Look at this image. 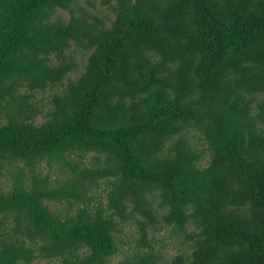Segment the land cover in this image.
I'll list each match as a JSON object with an SVG mask.
<instances>
[{"label": "trees", "instance_id": "1", "mask_svg": "<svg viewBox=\"0 0 264 264\" xmlns=\"http://www.w3.org/2000/svg\"><path fill=\"white\" fill-rule=\"evenodd\" d=\"M78 1L0 0V264H264V0Z\"/></svg>", "mask_w": 264, "mask_h": 264}, {"label": "rangeland", "instance_id": "2", "mask_svg": "<svg viewBox=\"0 0 264 264\" xmlns=\"http://www.w3.org/2000/svg\"><path fill=\"white\" fill-rule=\"evenodd\" d=\"M79 5L84 9H90L91 7H88L85 3V0H79ZM95 10L91 11L97 15H106L107 19H113V14L110 13L105 8H101L96 4ZM59 18H64L65 20L68 18L67 12L58 11L56 14ZM87 54L81 52L80 50H77L75 48H70L68 52L66 53L65 62H72L75 64V70L71 71L69 74V78H75L79 73L83 71L84 64L86 63ZM53 64L56 62L53 59ZM57 63V62H56ZM58 64V63H57ZM61 89V86L53 87L50 89L45 90L44 92H36L34 94V97L31 99V103L33 105H36L39 107V109L42 110V112L45 114L50 109V102L52 99V95L55 92H59ZM24 88H22L20 91L21 93L24 92ZM46 117L44 115L37 116L34 119L35 124H41L44 122ZM6 122V114L4 110H0V124ZM86 164L89 163V161L86 159L84 161ZM39 170L42 173V175L49 174L51 182H59L60 179H62L61 172L57 169L56 164H52L50 166L46 165L44 162L40 164ZM10 184L9 178L1 177L0 178V189H5ZM103 189V188H102ZM48 207L50 210H59L61 208V205H53L51 203H48ZM135 226L132 224H129V226H124L121 233L119 234L120 238L124 241V245H121V251L118 255L113 257L108 264H118L125 255L130 254L134 248L135 243L134 240L137 239V234L135 231ZM147 241L152 246L154 253L157 255L158 262L157 264H169L171 258L179 253H186L188 252V245L186 241H184L182 238H180V235H177L176 232L173 231L170 227H165L162 224L159 223L157 226V230L150 232V234L147 237ZM32 264H56L55 261H49V260H37L34 261Z\"/></svg>", "mask_w": 264, "mask_h": 264}]
</instances>
